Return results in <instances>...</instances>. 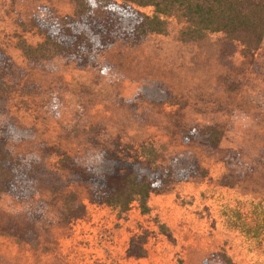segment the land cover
I'll list each match as a JSON object with an SVG mask.
<instances>
[{
    "label": "rangeland",
    "instance_id": "obj_1",
    "mask_svg": "<svg viewBox=\"0 0 264 264\" xmlns=\"http://www.w3.org/2000/svg\"><path fill=\"white\" fill-rule=\"evenodd\" d=\"M75 4L0 0V44L25 71L0 73V92L16 123L48 146L49 168L65 183L56 150L84 156L121 135L151 142L161 162L189 150L206 174L152 193L146 213L137 202L125 212L95 203L79 182L31 199L1 191L0 264H264V74L221 32L184 40L175 17L137 45L117 42L95 66L60 56L30 63L18 38L36 44L42 34L32 20L60 22ZM211 126L233 159L179 134ZM67 194L84 204L78 216L61 212ZM132 243L146 254L128 252Z\"/></svg>",
    "mask_w": 264,
    "mask_h": 264
},
{
    "label": "trees",
    "instance_id": "obj_2",
    "mask_svg": "<svg viewBox=\"0 0 264 264\" xmlns=\"http://www.w3.org/2000/svg\"><path fill=\"white\" fill-rule=\"evenodd\" d=\"M143 7H150L151 12ZM171 17L184 23V40L196 41L221 32L238 42L242 55L251 60L252 69L264 74V0H76L73 13L65 14L60 22L39 17L32 20L42 34L41 41L31 44L19 37L17 45L35 65L60 56L80 67L95 66L99 54L117 42L137 45L152 33L166 32ZM24 72L16 68L13 57L0 44L3 77ZM8 101L9 94L0 92V192L31 199L79 182L87 186L89 198L95 203L125 212L137 202L146 213L152 193L163 192L173 182L206 174L189 150L175 151L161 162L151 142L137 144L119 135L102 143L97 152L84 156L56 150L60 169L67 173L64 183L61 173L45 161L48 146L37 144L32 130L16 123ZM179 134L211 153H224L225 160L234 158L235 151L220 148L222 131L218 127H181ZM69 197L67 194L62 200L61 212L66 218L84 210L80 200L72 194ZM128 252L141 257L146 249L132 243Z\"/></svg>",
    "mask_w": 264,
    "mask_h": 264
}]
</instances>
